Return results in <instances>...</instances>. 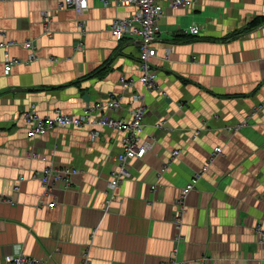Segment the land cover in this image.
I'll list each match as a JSON object with an SVG mask.
<instances>
[{
    "label": "crops",
    "instance_id": "crops-1",
    "mask_svg": "<svg viewBox=\"0 0 264 264\" xmlns=\"http://www.w3.org/2000/svg\"><path fill=\"white\" fill-rule=\"evenodd\" d=\"M193 4L163 2L156 84L147 88L141 40L126 33L117 42L109 30L132 3L88 0L77 14L57 0H0V40L15 42L6 52L19 60L6 71L0 49V263L22 252L46 264H82L84 255L87 264H264V108L254 111L264 98V20L251 25L264 0ZM132 93L143 95L141 138L152 146L130 161L131 178L110 204L106 184L124 132L85 125L26 136L25 110L76 115L93 106L129 119ZM111 96L120 107L102 109ZM48 163L80 172L47 189L27 175ZM206 164L181 208L182 189Z\"/></svg>",
    "mask_w": 264,
    "mask_h": 264
},
{
    "label": "built area",
    "instance_id": "built-area-1",
    "mask_svg": "<svg viewBox=\"0 0 264 264\" xmlns=\"http://www.w3.org/2000/svg\"><path fill=\"white\" fill-rule=\"evenodd\" d=\"M58 7L71 6L77 14H83L88 8V0H57ZM105 5L110 3V0H102ZM122 3H132L135 6L134 11L123 18H115L110 24V33L114 40L121 41L126 33L136 35L140 40V49L138 54V64L141 70L139 77L140 82L147 88L156 84L157 72L152 66V59L156 56V49L153 42L156 40L159 33V19L163 14V2L167 3L171 8H192L193 0H119ZM190 33L197 35L199 26L193 25L190 27ZM15 44L12 41L0 40V49L5 51L4 69L9 71L12 65L19 63L18 59L9 57L6 52L8 48ZM26 48H33V44L29 41L23 43ZM81 43L78 44V46ZM171 51L169 48L168 52ZM168 54V53H167ZM130 81L124 77L120 78V84L123 90H128L131 86ZM131 98L136 101L137 105L131 109L130 118H113L108 115L94 114V107L85 108L80 114H70L57 111L53 115H40L35 109L25 110L22 115V121L26 128V136L34 138L42 136L53 128H78L85 125H96L112 129L117 132H124L122 139V148L116 154V167L111 172L110 179L106 184L107 204L117 199L116 188L126 179L131 178L129 164L134 158H142L144 154L151 148L152 142L141 138V133L144 128V115L146 106L143 103V95L140 93H132ZM121 105L119 96H111L102 107L106 110H117ZM264 108V98L255 106L254 111H261ZM164 120H159L156 127H161ZM234 129H237L235 126ZM181 151L173 150L172 157L177 156ZM222 152V148L214 147L210 154L209 163L214 157ZM32 156H36L32 153ZM208 164L203 165L201 169L196 171L191 177L187 185L182 189V195L178 200L182 208V203L188 192L194 187L198 179L205 173ZM80 170L69 165H54L46 164L40 170H34L28 173L29 179L38 180L45 188L52 187L54 184L63 183L68 185L72 177L78 174ZM25 179L20 176L18 181ZM15 189H18L16 186ZM49 207H53L54 203H48ZM260 234V240H264V230L260 226L257 227ZM175 251V249H174ZM172 264H176L175 260H171ZM0 264H46L42 259L25 253L5 254ZM86 263L84 255L83 263Z\"/></svg>",
    "mask_w": 264,
    "mask_h": 264
},
{
    "label": "trees",
    "instance_id": "trees-1",
    "mask_svg": "<svg viewBox=\"0 0 264 264\" xmlns=\"http://www.w3.org/2000/svg\"><path fill=\"white\" fill-rule=\"evenodd\" d=\"M264 20V16L263 17H256L252 22H251V25H255L256 23L258 22H261Z\"/></svg>",
    "mask_w": 264,
    "mask_h": 264
},
{
    "label": "bare ground",
    "instance_id": "bare-ground-1",
    "mask_svg": "<svg viewBox=\"0 0 264 264\" xmlns=\"http://www.w3.org/2000/svg\"><path fill=\"white\" fill-rule=\"evenodd\" d=\"M128 80H129V79H128ZM129 81H130V80H129ZM162 85H163V84H162ZM162 85H161V86H162ZM230 90H231V88H230ZM124 91H125V90H124ZM102 109H104V108H102ZM211 110H212V109H211ZM102 112H103V111H102ZM96 131H97V130H96ZM47 189H48V188H47ZM261 228H262V227H261Z\"/></svg>",
    "mask_w": 264,
    "mask_h": 264
}]
</instances>
